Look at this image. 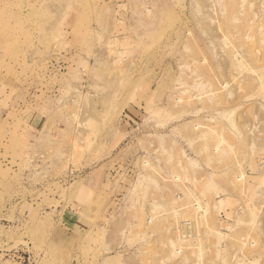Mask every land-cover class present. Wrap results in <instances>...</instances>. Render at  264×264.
<instances>
[{
	"label": "rangeland",
	"instance_id": "obj_1",
	"mask_svg": "<svg viewBox=\"0 0 264 264\" xmlns=\"http://www.w3.org/2000/svg\"><path fill=\"white\" fill-rule=\"evenodd\" d=\"M0 264H264V0H0Z\"/></svg>",
	"mask_w": 264,
	"mask_h": 264
},
{
	"label": "bare ground",
	"instance_id": "obj_2",
	"mask_svg": "<svg viewBox=\"0 0 264 264\" xmlns=\"http://www.w3.org/2000/svg\"><path fill=\"white\" fill-rule=\"evenodd\" d=\"M261 40H262V38H261Z\"/></svg>",
	"mask_w": 264,
	"mask_h": 264
}]
</instances>
